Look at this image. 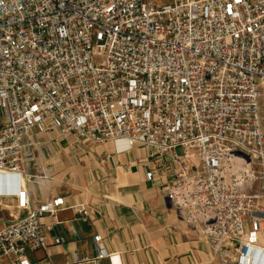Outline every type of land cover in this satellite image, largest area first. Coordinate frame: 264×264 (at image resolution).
Returning a JSON list of instances; mask_svg holds the SVG:
<instances>
[{"label":"built area","instance_id":"1","mask_svg":"<svg viewBox=\"0 0 264 264\" xmlns=\"http://www.w3.org/2000/svg\"><path fill=\"white\" fill-rule=\"evenodd\" d=\"M260 99L264 0H0V172L25 178L24 140L40 127L147 147L175 166L166 198L181 220L215 252L234 251L218 264H250L264 225ZM15 199L26 213L0 230V257L52 264L46 231L61 199ZM100 241L95 259L113 257Z\"/></svg>","mask_w":264,"mask_h":264},{"label":"crops","instance_id":"2","mask_svg":"<svg viewBox=\"0 0 264 264\" xmlns=\"http://www.w3.org/2000/svg\"><path fill=\"white\" fill-rule=\"evenodd\" d=\"M150 152L141 145L125 148L122 143H92L35 129L24 140L25 178L0 172V230L11 216L25 215L15 199L25 189L31 207L61 199L57 223L46 231L52 264H218L235 258L232 248L215 252L181 220L166 198L175 166ZM72 207H84L87 215ZM41 221L48 225L52 218ZM245 228L252 231L248 220ZM94 235L113 257L95 259ZM252 237L250 264H264V225ZM55 238L64 241L55 244ZM26 256L35 262L44 253L27 250ZM0 264H11V258L0 257Z\"/></svg>","mask_w":264,"mask_h":264},{"label":"rangeland","instance_id":"3","mask_svg":"<svg viewBox=\"0 0 264 264\" xmlns=\"http://www.w3.org/2000/svg\"><path fill=\"white\" fill-rule=\"evenodd\" d=\"M170 0H154V3L157 5L169 3ZM259 103H261L262 108H264V99H260Z\"/></svg>","mask_w":264,"mask_h":264},{"label":"water","instance_id":"4","mask_svg":"<svg viewBox=\"0 0 264 264\" xmlns=\"http://www.w3.org/2000/svg\"><path fill=\"white\" fill-rule=\"evenodd\" d=\"M238 155H240V156H243V157H244V155H242V154H240V153H239ZM245 158H246V157H245Z\"/></svg>","mask_w":264,"mask_h":264}]
</instances>
